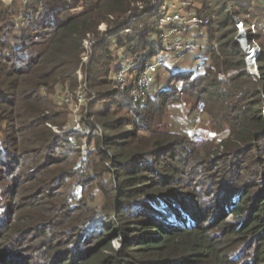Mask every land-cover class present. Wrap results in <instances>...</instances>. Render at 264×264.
<instances>
[{"label": "trees", "instance_id": "obj_1", "mask_svg": "<svg viewBox=\"0 0 264 264\" xmlns=\"http://www.w3.org/2000/svg\"><path fill=\"white\" fill-rule=\"evenodd\" d=\"M195 1L210 22L186 64L164 61L152 0H0V264H264V32L254 75L231 18L264 22V1ZM145 52L162 62L135 99L112 76ZM78 71L87 135L56 95ZM181 95L217 138L164 123Z\"/></svg>", "mask_w": 264, "mask_h": 264}, {"label": "built area", "instance_id": "obj_2", "mask_svg": "<svg viewBox=\"0 0 264 264\" xmlns=\"http://www.w3.org/2000/svg\"><path fill=\"white\" fill-rule=\"evenodd\" d=\"M153 5L161 3L162 0H152ZM264 1V0H263ZM186 0H167L163 2L160 6L159 11L155 14L158 26L160 28L158 34L159 45L165 53L181 55H189L198 53L203 47H205L206 33L202 31L210 22L208 17H201L195 12L185 11V5H191L185 3ZM138 16H132L127 22L128 26L135 22ZM234 22L237 28L236 41L239 43L241 50L244 53L245 68L252 74L258 75V58L261 55V48L259 43L254 39L250 38L249 34H255L258 29L264 32V22H252L250 25H246L243 19L238 16L234 17ZM101 30H105V26H100ZM126 31H131L125 29ZM194 30V33L189 35H183V32ZM91 41H85V47L89 49ZM146 55L142 53L137 57V60H143ZM159 56L154 57V59L144 63L139 74L136 78H133L130 73V64L123 63L113 74V81L119 88H131V95L135 99H141L149 87L154 83L158 65ZM180 58V57H179ZM87 60V56H84V61ZM165 63V62H164ZM196 68L199 71L204 72L207 65L204 62L197 63ZM212 68V67H211ZM235 71H232L233 73ZM229 73V74H231ZM79 79V86L73 96L72 100L69 96H60V100L65 103H72L74 101L73 113L74 117L70 122V129L73 131L80 132L84 135L89 134V128L82 122V114L77 112L81 104L85 101V83L82 80L80 71L77 72ZM228 74V75H229ZM225 76L219 74V78H224ZM184 87H188L185 84ZM182 94V92H180ZM185 106L186 103L182 102ZM204 101L199 100L195 106V121L200 122L202 114L204 112ZM191 140L194 143L203 142L204 136L201 132H195L192 135Z\"/></svg>", "mask_w": 264, "mask_h": 264}, {"label": "rangeland", "instance_id": "obj_3", "mask_svg": "<svg viewBox=\"0 0 264 264\" xmlns=\"http://www.w3.org/2000/svg\"><path fill=\"white\" fill-rule=\"evenodd\" d=\"M4 1L5 2H9L10 0H4ZM165 1H167V0H162L161 3H158L155 6V8H154V14H156L159 11L161 4L163 2H165ZM190 1H191L190 3H192V0H190ZM193 1L197 3V1H195V0H193ZM186 2L185 3L188 4L189 0H186ZM189 6L188 5H185L184 10L185 11H192V9H189ZM234 17H235V15H232L231 16L232 20H234ZM126 29H129V28H126ZM131 31H133V30H131ZM192 33H194V30L193 31L192 30H189V31L183 32V35H189V34H192ZM134 56L137 59L138 55L135 54ZM185 56L186 55H182V56H178L176 58H171L169 60L164 59V61L166 63H177V62L181 61V59H183L186 62V64H190L191 63V60H189L190 58H187ZM127 57H129V58L128 59H125V62L124 63H128L129 64V63H131V62L133 63L135 61L134 62L135 64L130 69V73L132 74L133 78H136L137 75L139 74L141 68H142V63H141L140 60L134 59V57H133L132 54L128 55ZM158 60H159V58H158ZM137 61H139V62H137ZM159 62H162V61H159ZM201 62H203V61H200L198 63H201ZM158 73L160 74L162 80L164 78L167 79V77L169 75L168 72H167V69L165 67H163V65L160 66ZM150 89H151V87H149L148 90H150ZM56 95L59 98H60V96H63V95H65V96L68 95L69 98H71V100L73 98L72 93H70L69 91H66V90H62V89H61V91H58L56 93ZM182 102H185L186 105L183 106L182 105ZM63 103H64V105H66L67 107L70 108V112H71L70 122H71L72 119H73V117H74L73 116L74 115V113H73L74 112L73 111V106H74L75 103H74V101L72 103H65V102H63ZM204 103H205V101H204ZM95 105H97V104L95 103ZM205 107H206V104L204 105V112L202 114L201 121L198 123V122L195 121V113H196L195 112V102L193 101V99H190L189 97H186L185 95H183V96L181 95L180 107L179 108H175L173 111H169V112L167 111L166 116L164 118V123H167V124H169V123L175 124L174 123L175 121H177V122H180L181 121L183 123V126L186 125V127H190V129L192 131L191 132V138H192V135L195 132H198V131L201 132L203 134V136H204L203 142H206L208 139H210L211 138V134H214L215 135V138H217L216 132L212 128H210L209 121L207 120V117L205 115ZM87 110H88V104H87L86 101H84L83 104H81V106L77 110V112L80 113L79 115L81 117V114L82 115L83 114H87ZM192 116H194L193 119H192ZM84 141H85V138L82 140V143ZM83 147L84 148H87L88 146H83ZM87 149H89V148H87ZM114 243H116V241H114Z\"/></svg>", "mask_w": 264, "mask_h": 264}]
</instances>
